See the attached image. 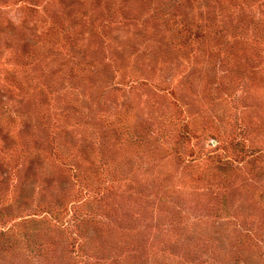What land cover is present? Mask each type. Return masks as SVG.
Segmentation results:
<instances>
[{
    "label": "rangeland",
    "instance_id": "rangeland-1",
    "mask_svg": "<svg viewBox=\"0 0 264 264\" xmlns=\"http://www.w3.org/2000/svg\"><path fill=\"white\" fill-rule=\"evenodd\" d=\"M0 264H264V0H0Z\"/></svg>",
    "mask_w": 264,
    "mask_h": 264
}]
</instances>
